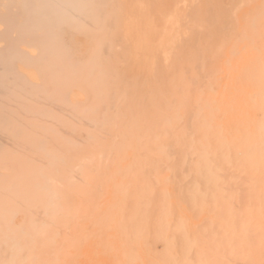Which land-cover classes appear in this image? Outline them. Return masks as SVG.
<instances>
[{
    "label": "rangeland",
    "instance_id": "374dc122",
    "mask_svg": "<svg viewBox=\"0 0 264 264\" xmlns=\"http://www.w3.org/2000/svg\"><path fill=\"white\" fill-rule=\"evenodd\" d=\"M117 2L125 7L123 22L104 26L100 37L84 23V30L73 32L64 26L56 34L54 18L46 15V35L56 34L47 46L57 52L49 55L44 76L31 69L32 81L25 87L29 95L23 94L37 114L33 122L38 133L30 158H17L13 180L5 170L2 173L0 264H116L118 258L122 264H159V259L160 264H177L186 255L194 264L197 252L205 256V195L210 187L219 188L234 178L239 139L253 136L256 124H264V0H248L236 27L224 19L221 0H144L145 6L138 8L139 0ZM1 3V16L20 10L16 0ZM15 24L20 27L22 22ZM218 37L225 38L224 44L214 51ZM108 42L115 44L109 51ZM141 42L147 45L142 63L134 57ZM131 44L137 48L132 47V55ZM28 50L37 55L33 48ZM227 67L235 71L230 72L228 90L222 85L229 79ZM214 89L215 97L210 98ZM72 91L74 102L69 99ZM218 94L223 95L221 103ZM123 135L130 138L125 141ZM145 168L152 169H147L148 175L144 171L147 176L142 175ZM177 239L185 243L180 251Z\"/></svg>",
    "mask_w": 264,
    "mask_h": 264
},
{
    "label": "bare ground",
    "instance_id": "6f19581e",
    "mask_svg": "<svg viewBox=\"0 0 264 264\" xmlns=\"http://www.w3.org/2000/svg\"><path fill=\"white\" fill-rule=\"evenodd\" d=\"M128 1H130V0H128ZM139 2L140 3L137 4L138 5L137 8L145 6L144 0H139ZM247 2H248V0H221L220 6L222 7V10H223L224 19L227 22H229L230 24L234 25V27H236L238 20H239V17H238L239 12L242 8H244L246 6ZM2 6H3V4L1 3V0H0V9L2 8ZM15 6H18L20 8V10H18V11L9 10L8 12H6V14L4 16H1L2 13L0 14V186L3 182L2 173L4 172V170L7 173V177L10 178V180H13V178L16 174V171H17V158L22 157L25 160H28L31 156V152L33 151V147H34L33 141H34L35 135L38 133V131L35 129L36 125L33 122V119L37 114L33 111V108L27 104V100H29V97L24 96V95L27 93L29 95V92L27 91V89L25 87H26V84L29 85V82L32 81V80H30V78L33 75L31 72V69H32L33 73H34V71H37L38 74H42L44 76L45 71H46V67H47L46 63L50 59L49 55H51V53L54 54L55 52H57V50L53 49V47L47 46V41L49 40L48 38L54 39L56 34L61 32V29H60L61 27L65 26L70 31L72 30L73 32L74 31L76 32L78 29H81L84 26V24H87V25L93 27L96 30L97 35L100 37V36H102V34L105 31L104 26L110 27L112 25L111 24L112 21L113 22L117 21V23L123 22V11L125 9V7L121 3L117 2V0H16ZM117 7L119 8L120 11L117 9ZM47 14L51 15L52 18H54V22L51 25L53 26V28L55 30H57L55 35L49 34V36H48L45 33L46 30H45V27H43V23H44V20L46 19ZM19 21L22 22L20 27H18L15 24V22H19ZM206 21H207V19H206ZM145 24L146 23L144 22V25ZM126 26H128V25L126 24ZM87 31H88V28H87ZM224 37H220V38L218 37L214 40V51H219L221 49V47L224 44V40H225ZM127 38H128L127 35H125L126 42L128 43L130 40H129V38L128 39ZM97 40H98V38H97ZM82 41H83V39H82ZM155 42H157V41H155ZM194 42L196 43V41H194ZM123 43H124V41H123ZM195 43H193V44L195 45ZM93 44H95V42ZM96 44H97V42H96ZM140 44H142V42ZM140 44L138 45L139 49L134 47V45H136V44H131V52L130 53L132 55V49L133 48H134V51L137 49L134 57L135 58H136V56H137V58L139 57L138 61H140L142 63L143 60L141 59L140 55L143 54V50L141 49ZM157 44H158V42H157ZM113 45L115 46V44L110 45V43L108 42L106 45L107 50L109 51L111 49L110 47L111 46L113 47ZM29 48H33L36 51L35 54L37 53V55L34 57L29 55V52H28V51H30V50H28ZM104 48H103V50H104ZM193 48H195V46ZM151 49H152V47H151ZM91 50H92V48H91ZM145 52H147V50ZM31 53L32 52H30V54ZM241 53H239V54H241ZM33 54H34V51H33ZM109 57L111 58V55ZM134 59H133V61H134ZM214 63H212V64H214ZM72 64H73V62H72ZM175 66H176V63H175ZM198 67H199V65H198ZM230 67H232V66H230ZM159 68H160V66H159ZM227 68L229 69V67H227ZM228 69H226L227 71H225V73H227L229 71V73H227V76L229 79L226 77V79H228L229 83L227 80L225 81L223 79L225 81V83L223 82V84H222V85H224L225 88H227V90H228L229 84L231 83L230 79H232L229 77L230 72L234 71V70L230 71L231 69H229V70ZM232 69H233V67H232ZM141 70H142V67H141ZM145 70H146V67H145ZM42 75H39V76L42 77ZM35 76H36V78H38L37 77L38 75H35ZM141 76H142V74H141ZM41 77H40V79H42ZM246 77L249 79L250 76L247 75V76H245V78ZM220 78H222V77H220ZM40 79H38V81H40ZM33 80H35V79H33ZM243 80H244V78H243ZM43 81H42V84H43ZM35 83H37V82H35ZM227 84H228V86H227ZM43 85H45V84H43ZM199 85H201V84H199ZM237 85H239V84L237 83ZM45 86H44V89L47 88ZM218 87H220V86H218ZM248 87L250 88L251 86H248ZM80 88H81V86H80ZM214 88L216 89V87H214ZM240 88H242V87H240ZM215 89L213 90V92H212L213 95L210 98L215 97L214 96L215 95L214 94ZM47 90H48V88H47ZM202 90H204V92H205L206 91L205 87ZM222 90L224 91L225 89H223V88L221 89V93H225ZM83 91H84V89H83ZM247 91H249V90H247ZM20 93H21V95H20ZM71 93L72 94L70 95L69 99L72 98L71 102H74L73 101L74 98L72 96L75 95V94H73L75 92L72 91ZM194 93H195V91H194ZM194 93H192V94H194ZM226 93H228V91ZM230 93H232V92H230ZM76 96H77V94H76ZM219 96H220V98H218V102L221 103V101H219V100L222 99L221 97L223 95L218 94V97ZM83 98H85V101H86L87 97L85 96ZM131 98H133V97H131ZM189 98H192V96ZM226 98H225V100H226ZM141 99H140L139 103H142ZM207 99H209V98H207ZM227 99H229V98H227ZM210 100L211 99H209V102H210ZM213 100L214 99H212V101ZM223 100H222V102H223ZM251 100H252V98L250 99V101ZM253 100H254V98H253ZM131 101H132V99H131ZM250 101H248V102L250 103ZM225 102H227V101H225ZM203 103L204 102H202V105H201L202 107L205 106V105H203ZM213 104H215V102H213ZM213 104H212V107H213ZM78 105H80V104H78ZM215 105H217V103ZM226 105H224V106H226ZM141 107H140V109H141ZM212 107H210V108H212ZM221 107H223V106L220 105V107H219L220 110L222 109ZM229 107L230 106H226V108H228V109H229ZM212 109H214V107ZM241 109H243V108H241ZM208 110H209V108H208ZM223 110H224V108H223ZM237 110H239V109L237 108ZM243 110H242V112H243ZM250 110H252V109L250 108ZM195 111H196V109H195ZM214 111H215V109H214ZM186 112H187V109H186ZM235 113L237 114L238 111ZM254 113L255 112H253V114ZM222 115L225 116V113ZM246 115H248V114H246ZM190 116H191V114H190ZM196 116H198V115H196ZM219 116H220V113H219ZM219 116H218V118H221V117L223 118V116H220V117ZM240 116H242V115H240ZM222 118L219 119L220 121L218 120V124H219L218 127H220L219 129H221V126H222V122H221V120H223ZM117 119H118V117H117ZM129 119L130 118H128V120ZM232 120H233V118H232ZM184 121H185V119H184ZM200 121H202V120H200ZM250 121H252V120H250ZM219 122H221V126H220ZM150 123H152V122H150ZM200 123H202V122H200ZM134 124L135 123H133V125ZM233 124L234 123H232L231 125H233ZM128 126H126V128H128ZM234 127H236V126H234ZM126 128H124V130ZM124 130H122V131H124ZM130 130H131V128H130ZM125 131H127V130H125ZM120 132H121V130H120ZM131 132H134L135 137L138 136V134H139L138 133L136 135L135 134L136 131H133V129L131 130ZM252 132L254 134L253 136L242 137L239 139V141H240L239 147H237V151L235 153V158H234L235 161L237 160V164L235 162H233L236 165V169H235L236 172H235L234 178L230 179L227 184H225L224 186H221L219 188L214 189V188L210 187L209 192L206 193V195H205V197L208 199H207V201L205 199L206 203H203V204H205L204 211L201 212V214H203L207 217V219L203 223L205 226H207V231L205 233L207 239H206V244L204 243L205 246L203 248L205 256H200L199 253L197 252V254L195 256L194 264H264V124L257 123L254 131L252 129ZM192 133H193V131H192ZM120 134H122V132ZM126 134L127 135L129 134V136H130L131 133L126 132ZM125 135H123L124 136L123 139L127 138L126 137L127 135L126 136ZM131 135H133V134H131ZM141 135L143 136L142 133H141ZM243 136H245V134ZM129 138H127V139H129ZM133 139L135 140V138H133ZM118 140H120V138ZM125 141H126V139H125ZM184 144H185V142H184ZM211 145H212V143H211ZM132 146L135 149V145H132ZM133 147H132V149H133ZM113 149H114V147H113ZM125 150H127V149H125ZM125 150L123 149L122 151H125ZM129 150L131 152V149H128L127 151L129 152ZM105 151L107 152L108 150L106 149ZM134 151L135 150H133V152ZM109 153H110V151H109ZM93 154H96V152ZM106 156H108V155L106 154ZM177 156H178L177 158L180 157L179 154ZM124 157H125V155H124ZM132 157L134 158V155ZM148 158H150V156ZM177 158H175V161H174L176 166H177L178 160H180V158L178 160H177ZM141 159L143 160V158H141ZM119 162L115 161V163H117V164ZM128 163H129V161L126 163V166L128 165ZM180 163H182V161ZM110 165H111V163H110ZM115 165H114V167H115ZM181 165H183V163ZM102 166L103 165H101V167ZM114 167H113V169H114ZM122 167L123 166H121V170L123 171L124 168L122 169ZM128 168H130V167H128ZM128 168H127V170H128ZM147 169H149V168H145V170L143 169L142 175L147 176L148 174H150L149 170H152V169H149V170H147ZM144 171H146L145 173L146 174L148 173V174L147 175L144 174ZM113 174H114V172H113ZM224 176L226 179V175H224ZM142 177H141V180L144 179L146 181L145 184L148 183L149 180H146L147 177L146 178L143 177V179H142ZM162 177H160V178H162ZM215 177H217V176H215ZM120 179L122 180L121 176H120ZM77 180H79V179H77ZM117 180H119V179H117ZM163 181L165 182V180H163ZM117 182L119 183V181H117ZM117 182L115 184H117ZM121 182L119 184L122 185ZM111 185H113V184H111ZM121 185H120V187H121ZM125 186H126V184H125ZM162 186L164 187V185H162ZM202 186H204V185H202ZM63 189L64 188H62V190ZM118 190H117V193H119L121 191V190L120 191H118ZM124 190H125V187H124ZM92 191L94 192L95 190H92ZM143 191H144V189L142 187L141 193H143ZM96 193H98V192H96ZM124 194H122V195H124ZM144 194H145V191H144L143 195ZM144 196H146V195H144ZM95 198H97V197H95ZM115 199H116V197H115ZM117 199H118V197H117ZM119 200H120V198H119ZM161 200H163V199H161ZM118 202H121V201H118ZM129 203H130V201H129ZM116 204H118V203H116ZM164 204H166V203L164 202ZM188 206H191L190 203ZM111 207H114V206H111ZM110 210H113V209L110 208ZM110 210H108V212H110ZM108 214H110V213H108ZM158 214H160V212ZM19 215H22V214H19ZM121 216H120V219H121ZM160 216L162 217V215H160ZM160 216H158V218H160ZM22 217H23V215L20 217L17 214L16 218H18V219L21 218L20 220H22ZM18 219H15V221ZM161 219H163V218H161ZM187 220H188V218H187ZM115 221H116V219H115ZM174 222H175V220H174ZM176 222H177V219H176ZM176 222L174 224H176ZM16 223H18V222H16ZM115 224H116V222H115ZM86 226H87V224H86ZM160 226H161V224H160ZM148 227H149V225H148ZM154 227L157 228V226H154ZM145 229H147V228H145ZM150 231H151V229H150ZM117 233H118V231H117ZM172 233H174V232H172ZM201 233H202V230H201ZM146 234H147V232H146ZM197 234H195V235H197ZM195 235H194V237H195ZM37 236H38V234H37ZM176 236H177L176 238L180 237V235L179 234L177 235V233H176ZM182 236H184V235H182ZM152 238H154V237H152ZM115 239H117V235H116ZM179 239L181 240V238H179ZM179 239H177V241H178L177 246H178V250L180 251L181 249H183L182 247H183V245H185V243L182 241V244H181ZM203 239H204V237H203ZM148 240L149 241H146V242L149 243L151 241L150 237H148ZM197 240H200V236H199V239L196 238V242H197ZM125 241H126V239H125ZM85 242H86V238H85ZM152 242L154 245L155 241L152 240ZM204 242H205V240H204ZM179 243H180V245H179ZM189 243H190V241H189ZM119 244H120V240H119ZM198 245H200V244H198ZM129 246H131V245H129ZM121 247L122 246L119 247V251H120ZM136 247H137V245H136ZM142 247H143V245H142ZM175 247H176V245H175ZM86 248H88V247H86ZM126 248H127V246H126ZM149 248H150V245H149ZM165 248H166V246H165ZM184 248H185V246H184ZM121 249H123V247ZM200 249L201 248H199V250ZM117 250H118V247H117ZM149 251H150V249H149ZM141 253H140L141 256L144 255L143 254L144 252L142 254ZM179 254H181V257H182L183 253L179 252ZM190 254L192 255V253H190ZM85 256H87V255H85ZM154 257L157 258L156 260H158L160 258L158 255H154ZM152 259H154V258H152ZM190 259H192V258H190L186 255V256L179 258L178 260L176 259V260H177V264H193L190 261ZM118 260H120V258H118ZM118 260L116 262V259H115L116 264L117 263L122 264L120 262L121 260L119 262H118ZM154 260H152V261H154ZM159 260L156 262L157 263L159 262V264H160ZM81 264H82V262H81ZM104 264H105V262H104ZM126 264H127V262H126ZM152 264H154V263H152ZM163 264H165V263H163Z\"/></svg>",
    "mask_w": 264,
    "mask_h": 264
},
{
    "label": "crops",
    "instance_id": "0c3cea01",
    "mask_svg": "<svg viewBox=\"0 0 264 264\" xmlns=\"http://www.w3.org/2000/svg\"><path fill=\"white\" fill-rule=\"evenodd\" d=\"M141 46V49L143 50V54H141L140 56H141V59L144 61V55H146L147 56V52H145L146 50H147V45L146 44H144V45H142V44H140ZM146 45V46H145ZM179 51H180V48H179Z\"/></svg>",
    "mask_w": 264,
    "mask_h": 264
}]
</instances>
